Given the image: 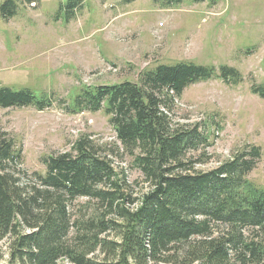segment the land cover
<instances>
[{"label":"trees","instance_id":"trees-1","mask_svg":"<svg viewBox=\"0 0 264 264\" xmlns=\"http://www.w3.org/2000/svg\"><path fill=\"white\" fill-rule=\"evenodd\" d=\"M80 3L67 1V21ZM16 6L5 1L2 16ZM213 78L232 86L244 79L230 65L181 61L144 70L137 81L74 86L70 100L0 86L2 108L56 102L71 114L104 111L123 150L83 135L70 151L44 156V172H29L17 141L0 132V243L8 241L0 264H264V188L248 178L262 149L246 145L199 171L210 132L203 122L173 119L184 91ZM252 92L264 97V83ZM123 155L148 185L140 196L116 168Z\"/></svg>","mask_w":264,"mask_h":264},{"label":"rangeland","instance_id":"rangeland-1","mask_svg":"<svg viewBox=\"0 0 264 264\" xmlns=\"http://www.w3.org/2000/svg\"><path fill=\"white\" fill-rule=\"evenodd\" d=\"M5 1L0 0L1 87L70 100L74 86L137 81L142 71L163 63L237 68L244 77L237 85L218 78L192 84L176 101L173 119L203 122L210 132L212 145L199 171L218 167L246 145L259 146L262 157L248 178L264 188V97L252 92L253 85L264 83V0L171 5L166 0H81L69 21L68 0H17L9 18L1 12ZM0 132L17 141L29 172H44V156L70 151L83 135L123 151L104 111L71 114L56 102L45 110L0 107ZM115 165L136 196L148 190L130 156ZM7 242L0 243L2 262L8 258Z\"/></svg>","mask_w":264,"mask_h":264}]
</instances>
